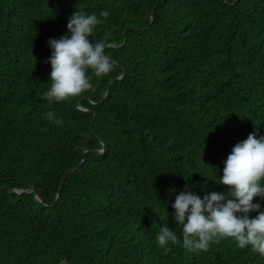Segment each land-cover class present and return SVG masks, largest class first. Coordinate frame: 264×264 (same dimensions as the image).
<instances>
[{
    "label": "trees",
    "instance_id": "16d2710c",
    "mask_svg": "<svg viewBox=\"0 0 264 264\" xmlns=\"http://www.w3.org/2000/svg\"><path fill=\"white\" fill-rule=\"evenodd\" d=\"M77 11L115 66L50 103L49 41ZM249 134L264 136V0H0V264H264L233 239L186 250L172 206L228 194Z\"/></svg>",
    "mask_w": 264,
    "mask_h": 264
},
{
    "label": "clouds",
    "instance_id": "9594fccd",
    "mask_svg": "<svg viewBox=\"0 0 264 264\" xmlns=\"http://www.w3.org/2000/svg\"><path fill=\"white\" fill-rule=\"evenodd\" d=\"M101 16L107 18L104 10ZM101 23L93 15L77 11L70 18L67 28L70 36L51 39L53 49L51 63V87L42 96L48 102H62L81 95L93 88L87 75L92 70L97 77L109 74L114 63L105 49L110 47L105 38L95 44L89 40L94 29ZM45 117L57 125L62 121L51 111ZM218 183L228 187V194L211 193L201 199L191 191L176 196L175 221L182 229V246L189 251H207L211 243L221 239H233L243 249L264 257V211L254 203L256 197L264 200V136L257 139L256 134L238 143L225 161L223 176ZM257 212L255 218L249 213ZM161 249L167 251L168 245L179 244L177 234L167 225L156 234Z\"/></svg>",
    "mask_w": 264,
    "mask_h": 264
},
{
    "label": "water",
    "instance_id": "95a60500",
    "mask_svg": "<svg viewBox=\"0 0 264 264\" xmlns=\"http://www.w3.org/2000/svg\"><path fill=\"white\" fill-rule=\"evenodd\" d=\"M81 165V164H80ZM79 167V165L76 167V168H74V169H72L70 172H73V171H75V169H77ZM19 192V191H18ZM25 192H28V193H35L36 194V198H37V200L39 201V202H41V199H40V196L38 195V193H37V189L34 187V188H32V189H29V190H27V191H25Z\"/></svg>",
    "mask_w": 264,
    "mask_h": 264
}]
</instances>
